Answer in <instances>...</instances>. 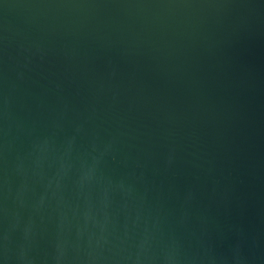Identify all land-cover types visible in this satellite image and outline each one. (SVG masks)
<instances>
[{
  "label": "water",
  "instance_id": "95a60500",
  "mask_svg": "<svg viewBox=\"0 0 264 264\" xmlns=\"http://www.w3.org/2000/svg\"><path fill=\"white\" fill-rule=\"evenodd\" d=\"M0 264H264V0H0Z\"/></svg>",
  "mask_w": 264,
  "mask_h": 264
}]
</instances>
